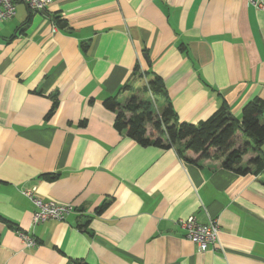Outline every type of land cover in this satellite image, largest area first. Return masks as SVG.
I'll use <instances>...</instances> for the list:
<instances>
[{"label": "crops", "instance_id": "obj_1", "mask_svg": "<svg viewBox=\"0 0 264 264\" xmlns=\"http://www.w3.org/2000/svg\"><path fill=\"white\" fill-rule=\"evenodd\" d=\"M141 73L161 79L179 122L225 105L240 125L244 105L264 100V10L248 0H54L38 13L18 3L0 20V264H264V172L185 162L114 128L103 102L144 84ZM24 191L73 211L35 224ZM190 217L219 223L214 246L185 237L177 222Z\"/></svg>", "mask_w": 264, "mask_h": 264}, {"label": "trees", "instance_id": "obj_2", "mask_svg": "<svg viewBox=\"0 0 264 264\" xmlns=\"http://www.w3.org/2000/svg\"><path fill=\"white\" fill-rule=\"evenodd\" d=\"M54 23L57 27H64L59 18L54 19ZM136 70L139 73V67ZM149 76L148 73L139 74L145 80L144 84H125L117 96L104 100V107L116 114L114 128L119 133L143 147L175 149L185 162L198 165L204 160H218L223 169L237 175H260L264 172L261 155L264 145V100L257 98L244 105L240 125L225 105L197 125L179 122L161 79L152 76L147 80ZM124 93L131 95L124 101L119 100ZM239 133L244 140L240 145ZM250 152L254 156L245 162ZM189 153L195 154L197 159L190 158ZM17 233L28 235L22 230H17ZM35 243H38L36 239Z\"/></svg>", "mask_w": 264, "mask_h": 264}, {"label": "built area", "instance_id": "obj_3", "mask_svg": "<svg viewBox=\"0 0 264 264\" xmlns=\"http://www.w3.org/2000/svg\"><path fill=\"white\" fill-rule=\"evenodd\" d=\"M250 4L259 10H264V0H248ZM54 0H0V20H8L17 15L18 3H23L31 11L38 13L46 11ZM28 196L36 207L33 215L35 224L43 223L49 220H64L68 214L73 211L71 205H59L54 202L44 201L35 198L31 191L23 192ZM184 231L185 237L195 244L200 251H206L214 246L219 239L220 226L217 221L208 224H200L195 217L181 219L177 222ZM28 246L36 245L34 239L28 235L19 233Z\"/></svg>", "mask_w": 264, "mask_h": 264}, {"label": "rangeland", "instance_id": "obj_4", "mask_svg": "<svg viewBox=\"0 0 264 264\" xmlns=\"http://www.w3.org/2000/svg\"><path fill=\"white\" fill-rule=\"evenodd\" d=\"M124 101V100H123Z\"/></svg>", "mask_w": 264, "mask_h": 264}]
</instances>
